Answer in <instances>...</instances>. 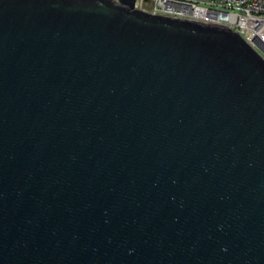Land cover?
<instances>
[{
  "label": "water",
  "instance_id": "1",
  "mask_svg": "<svg viewBox=\"0 0 264 264\" xmlns=\"http://www.w3.org/2000/svg\"><path fill=\"white\" fill-rule=\"evenodd\" d=\"M0 264H264V56L135 0H0Z\"/></svg>",
  "mask_w": 264,
  "mask_h": 264
},
{
  "label": "built area",
  "instance_id": "2",
  "mask_svg": "<svg viewBox=\"0 0 264 264\" xmlns=\"http://www.w3.org/2000/svg\"><path fill=\"white\" fill-rule=\"evenodd\" d=\"M154 14L229 26L264 56V0H135Z\"/></svg>",
  "mask_w": 264,
  "mask_h": 264
}]
</instances>
